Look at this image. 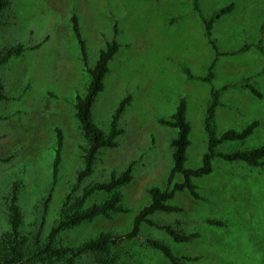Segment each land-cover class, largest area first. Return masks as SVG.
<instances>
[{"label": "rangeland", "instance_id": "obj_1", "mask_svg": "<svg viewBox=\"0 0 264 264\" xmlns=\"http://www.w3.org/2000/svg\"><path fill=\"white\" fill-rule=\"evenodd\" d=\"M198 4L200 13L190 0H8L0 13V51L17 45L24 51L0 67L4 94L0 100V238L9 230L7 206L13 191L22 214L20 232L35 251L58 223L68 195L74 200L83 188L106 182L111 173L119 174L133 163L131 182L120 188L124 212L62 230L55 244L76 248L103 232H131L135 216L150 202L147 189L167 188L170 143L177 130L159 120H170L181 98L186 100L190 125L186 168L200 167L207 149L203 122L211 89L222 90L214 118L217 136L258 122L245 140L224 142L217 151L250 150L264 144V55L256 48L259 43L264 48V0H198ZM231 4L232 11L211 29L217 54L204 35L202 18ZM74 15L86 44V66L72 30ZM112 40L120 47L108 64L91 114L106 133L120 101L130 95L119 121L123 133L115 147L99 150L92 172L77 184L85 140L74 103L86 93L88 69ZM244 46L250 47L239 52ZM211 64V82L200 80ZM245 84L254 86L261 97ZM57 130L62 147L53 179ZM262 162L249 167L214 157L211 172L192 179L198 198L186 190L176 192L169 204L180 211L151 215V225L141 224L135 238L122 239L111 248L112 264H170L147 239L162 241L175 256L187 258L186 264H264ZM182 180L180 174L174 178V182ZM106 197L104 192H94L83 207ZM165 225L197 237L174 242L161 228ZM74 263L97 264L90 255H81ZM53 264H67V260Z\"/></svg>", "mask_w": 264, "mask_h": 264}, {"label": "trees", "instance_id": "obj_2", "mask_svg": "<svg viewBox=\"0 0 264 264\" xmlns=\"http://www.w3.org/2000/svg\"><path fill=\"white\" fill-rule=\"evenodd\" d=\"M193 4V9L200 13L198 0H190ZM8 0H0V13L7 6ZM233 5L221 8L214 12L208 19L202 18L204 24V35L217 53L215 41L211 38V29L213 23L222 15L231 12ZM72 30L77 43L80 47L82 60L86 66L87 50L84 39L82 38L77 17L74 15L71 18ZM114 35H118L117 23L114 25ZM120 45L112 40L107 42L105 47L98 53L97 60L92 68L88 69L90 81L88 83L86 93L83 97H76L74 103L75 117L80 125L85 146L81 148L83 169L77 174V184L80 183L92 172V167L96 159V155L102 148H111L117 145L116 138L123 133L119 127V121L122 113L129 105L131 97L127 95L123 98L114 114L112 115L109 130L103 132L93 121L91 110L96 101L98 94L103 90V79L108 72V64L113 56L117 53ZM250 46H244L239 49V52L247 50ZM256 48L264 55V48L259 43ZM23 47L17 45L9 49L0 51V67L8 62L12 57H18L23 53ZM218 54V53H217ZM213 64L208 68V73L202 81L211 82L214 75L212 72ZM189 78L192 75L185 70ZM251 93L257 97H261V93L256 90L251 84H245ZM227 87H223L226 89ZM222 90L211 89V100L205 111L203 127L207 136V149L202 157V164L196 169L185 167L186 150L190 145L189 134L190 125L187 121L186 100L181 98L175 113L170 120L160 119L159 123L175 128L177 130L176 137L171 141V158L172 166L167 178V188L161 189L158 187H150L147 189L150 202L144 207L134 218L131 232L126 235H113L110 233H100L96 237L91 238L76 248L62 247L55 244L57 235L65 229L73 228L83 222H90L96 217L102 216L110 219L113 213L124 212L120 201L122 198L120 188L129 184L132 180L133 163H130L127 168L119 174L111 173L110 178L106 182L93 183L83 188L81 195L74 200L71 195H68L62 204L60 218L58 223L51 228L47 241L43 245H38V248L33 251L30 249L29 240L20 232L22 225V214L17 204L16 192L13 191L7 206V218L9 230L0 238V264H36L40 263L53 264L55 261L67 260V264H75V260L81 255H90L97 264H112L110 260V250L118 241L122 239L135 238L143 223L152 224L149 217L157 212H177L180 208L172 206L169 201L173 198L176 192L186 190L191 196L198 198L196 186L192 183V179L207 175L211 172V161L214 157L221 158L227 162L240 161L249 167H259L263 164L264 159V144L250 150L233 151L229 153H221L217 151V147L230 141H243L249 137L254 129L258 126V122H252L241 131L227 130L222 135L217 136L214 125L215 109L219 105V96ZM4 98L3 85L0 82V100ZM62 147V135L57 130V151L53 162V179H56L58 164L60 161V150ZM177 174L182 175V182H174ZM75 189V188H73ZM74 191V190H73ZM94 192H104L107 194L106 199L98 204L84 208L86 199ZM213 224L221 225L219 221H210ZM165 232L171 236L174 242H188L197 237V234H184L176 231L170 225L162 226ZM146 243L157 250L166 258L170 264H186L187 258L177 257L170 250L169 246L162 241L156 239H147ZM69 256V258H67Z\"/></svg>", "mask_w": 264, "mask_h": 264}]
</instances>
